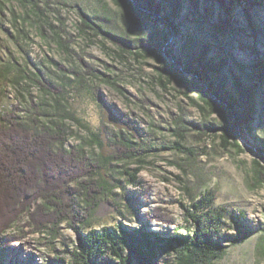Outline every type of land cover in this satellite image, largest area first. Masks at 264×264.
Instances as JSON below:
<instances>
[{
	"label": "rangeland",
	"instance_id": "rangeland-1",
	"mask_svg": "<svg viewBox=\"0 0 264 264\" xmlns=\"http://www.w3.org/2000/svg\"><path fill=\"white\" fill-rule=\"evenodd\" d=\"M34 1L36 5L0 0V67L26 65L28 74L18 85L11 81L13 73L0 78V109L19 103L20 114L27 119L31 102L49 99L37 81H62L61 73L50 60L79 72L94 69L100 76L96 81L86 75V87H79L76 79L67 86L70 106L84 124L83 127L67 122L69 129L84 137L102 125L107 138L117 128L114 119L126 117L137 125L139 139L154 147L141 163H119L113 169L111 173L122 183L117 182L104 196L91 226L81 231H101L120 224L129 229L144 228L152 238L161 237L175 226L190 225L187 214L193 211L192 204L201 193L213 191L215 206L227 211L222 240L227 243L226 234L235 232L229 219L239 211L245 213V223L252 232L243 242L229 244L211 264H264L259 246L264 239V182L256 181L255 173L256 163L264 165V152L241 126H236V135L228 137L226 143L224 115L203 108L197 93L177 73L168 77L159 69L170 64L191 79V74L182 72L180 47L188 42L193 53L207 48L208 57L216 61L227 59L225 73L230 80L235 74L256 89L255 122L264 125V79L255 76L258 63H264V0H234L228 14L218 0H181L174 21L179 34L161 14L144 7L140 9L143 15L134 13L128 5L132 0ZM79 8L90 15L106 17L109 28L126 38L161 29L166 39L157 54L165 61L123 51L103 35L83 31ZM90 87L97 88L98 98ZM107 107L114 118H108ZM179 118L186 125L182 136L175 133V120ZM204 123L213 128L199 136V125ZM77 142L76 137H70L67 146ZM177 143L182 145L181 151L159 148ZM125 166L140 167L137 184H130L117 173ZM27 221L24 217L3 233L8 245L4 250L0 248V264H79L73 255L77 233L66 222L59 225V234L52 238L33 232ZM155 262L174 264L168 249H162Z\"/></svg>",
	"mask_w": 264,
	"mask_h": 264
},
{
	"label": "trees",
	"instance_id": "trees-1",
	"mask_svg": "<svg viewBox=\"0 0 264 264\" xmlns=\"http://www.w3.org/2000/svg\"><path fill=\"white\" fill-rule=\"evenodd\" d=\"M22 4L34 0H19ZM125 3L126 0H120ZM140 7L164 16L174 31L179 34L174 21L178 17L181 0H133ZM223 11L228 14L234 0H218ZM133 12L143 15L139 9L128 4ZM80 27L92 34H101L114 42L121 50L154 56L159 62L165 59L157 54L166 34L159 28L140 37L126 38L113 32L108 26V19L101 15H90L78 9ZM187 42L180 47V60L184 70L194 74L187 79L170 64H164L161 71L168 77L177 73L180 80L192 87L202 102L203 108L210 112L219 111L224 115L227 125L226 138L236 135V126L244 128L245 133L258 143V149L264 152V125L255 122L257 101L254 87L246 84L242 77L225 73L227 59L216 61L207 56V48L193 53ZM51 65L62 75V81L51 78L38 80L37 84L44 96L41 101L31 102L30 115L25 119L19 103L10 109H0V248H7L2 235L12 226L20 223L24 217L33 232L48 234L55 238L59 234V225L66 222L76 233V245L73 255L79 264H156V258L162 249L171 252L174 264H211L220 258L229 244L243 242L252 232L245 223V213L239 211L229 219L235 232L228 233L222 240L221 230L227 220V211L214 204L215 193L206 191L200 199L192 204L193 211H188L190 225L175 226L172 231L161 237L152 238L142 229H129L118 225L104 228L101 231L91 229L84 233L81 229L91 226L92 218L104 196L110 193L120 178L111 172L119 163L144 161L143 156L154 149L151 142H143L137 134L139 129L126 117L115 118L117 128L106 138L105 129L98 127L88 131L84 137L75 135L67 122L83 126L82 120L70 106L67 86L77 80L79 87H86L85 76L95 81L99 72L85 69H67L56 61ZM26 66V65H25ZM14 65L0 67V78L13 73L14 85L28 78L27 68ZM13 70H15L13 72ZM255 76L264 79V63H258ZM198 81L207 84L209 89L199 85ZM92 94L98 98L96 87ZM214 96V97H212ZM217 99H216V98ZM32 99V97H31ZM33 100V99H32ZM108 118L111 109L107 107ZM114 118V117H112ZM176 135L182 136L186 125L182 118L175 120ZM212 124L199 125V136L211 131ZM223 128V127H222ZM76 137L78 142L67 146L68 139ZM105 137V138H104ZM238 147L240 145L235 143ZM107 147V148H106ZM160 149H176L181 151L182 145L177 143ZM120 176L126 177L130 184L138 183L140 167H123L116 170ZM256 181L264 182V165L256 163ZM160 218V216H157ZM184 229V231H181ZM260 249L264 256V239L260 240Z\"/></svg>",
	"mask_w": 264,
	"mask_h": 264
},
{
	"label": "water",
	"instance_id": "water-1",
	"mask_svg": "<svg viewBox=\"0 0 264 264\" xmlns=\"http://www.w3.org/2000/svg\"><path fill=\"white\" fill-rule=\"evenodd\" d=\"M132 4L137 8V9H142L135 1H133L132 0ZM182 72L184 73L185 72V70L184 69H182ZM188 73V72H187ZM190 74V73H189ZM192 76H194V74H191ZM199 82H201V83H203V85L205 86V89H209L208 88V86H207V84L206 83H204V82H202V81H199ZM212 97H214V96H212ZM216 98V97H215ZM217 99V98H216Z\"/></svg>",
	"mask_w": 264,
	"mask_h": 264
}]
</instances>
